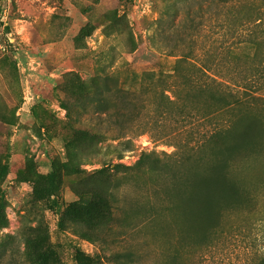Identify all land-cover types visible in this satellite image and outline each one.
<instances>
[{"label":"rangeland","instance_id":"obj_1","mask_svg":"<svg viewBox=\"0 0 264 264\" xmlns=\"http://www.w3.org/2000/svg\"><path fill=\"white\" fill-rule=\"evenodd\" d=\"M237 6L0 0V264H41L42 254L45 264H80L79 256L81 264H264V75L256 76L264 46H233ZM262 29L248 25L244 33L261 39ZM190 51L234 90L248 89L246 104L221 122L232 119L256 145L230 172L242 188L238 206L219 209L205 224L187 182L214 157L211 148L201 152L196 135L160 125L157 135L86 140V130L118 132L93 109L86 114V80L115 74L129 86L133 72H168L170 52ZM162 132L172 135L159 138ZM142 155L148 158L138 167ZM118 164L128 169L116 172ZM55 166L62 179L53 185ZM105 167L107 174L93 176ZM105 183L113 192L109 218L79 214L94 212L87 200L99 202L91 191ZM71 206L79 213L68 214Z\"/></svg>","mask_w":264,"mask_h":264},{"label":"trees","instance_id":"obj_2","mask_svg":"<svg viewBox=\"0 0 264 264\" xmlns=\"http://www.w3.org/2000/svg\"><path fill=\"white\" fill-rule=\"evenodd\" d=\"M216 2L219 8L232 6L235 3L238 4L236 8H240L237 13L240 23L236 24L234 33L237 34L238 42L233 46L238 50L243 48L245 50L246 46L259 50L264 46V0H216ZM224 15L226 14L221 11L218 18ZM248 25L263 28L259 33V37L261 35L262 38L257 37L258 32H253L255 35L246 38L244 32ZM221 26L224 27V24L222 23ZM91 34L92 31L87 27L81 31V35L86 38ZM135 51L136 49L132 52ZM175 54L174 52L168 54L169 57H175V62L171 64L168 72L145 71L141 74L133 72L134 83L129 86L125 82L121 83L115 74L95 76L86 80V114L93 109L92 113L98 119L113 123L118 129L117 134L110 130L103 133L86 130V140L98 141L103 137H112V140L117 141L144 134H156L153 127L160 125L174 128L179 133L188 131L187 133L196 135L198 137L196 144L201 152L211 148L214 157V162L207 171L198 177L195 176V181L193 178L192 181L187 182L199 201L198 212L205 224L213 220L220 212L219 209L239 204L242 188L231 177L230 172L235 168L238 158L246 157L248 152H255L256 145H252L249 131L240 132L237 123L232 119L221 122V118L245 105L250 96L247 95L248 89L236 85L234 90L233 86L220 80L218 72L211 73L213 68L200 65L195 58V51ZM260 75H264V66L257 71L256 76ZM70 77L74 78L81 89L84 88L85 84L79 76L70 74ZM247 83H245L246 87H248ZM254 97L262 99L260 96L254 95ZM170 135L172 133L162 132L158 137L165 138ZM126 148L130 149V146ZM147 158V155H142L137 166H141ZM109 167L96 170L93 176L103 177ZM57 168L58 166L53 168L54 172L50 180L53 185L62 179L61 171ZM120 169L128 168L120 164L114 166L116 172ZM152 169L158 170L157 162ZM23 179L30 181L27 178ZM40 180L36 178L33 181L36 195H39L37 185L40 184ZM106 184L102 187L96 186L91 191L100 197L99 202L96 203L87 200V204L96 206L93 213L90 209L79 213L77 208L71 206L68 214L79 213L93 220L104 219L105 216L109 218L113 192ZM86 195L89 193L86 192ZM81 205L86 208L84 203ZM44 256L45 254H42L41 264L47 261ZM82 258L83 256L78 258L80 264Z\"/></svg>","mask_w":264,"mask_h":264}]
</instances>
